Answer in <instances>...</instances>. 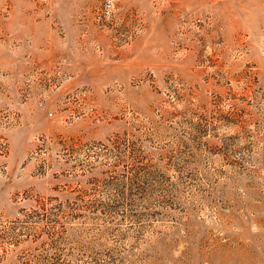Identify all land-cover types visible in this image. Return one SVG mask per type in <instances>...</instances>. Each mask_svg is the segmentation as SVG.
I'll use <instances>...</instances> for the list:
<instances>
[{"label":"rangeland","instance_id":"1","mask_svg":"<svg viewBox=\"0 0 264 264\" xmlns=\"http://www.w3.org/2000/svg\"><path fill=\"white\" fill-rule=\"evenodd\" d=\"M0 264H264V0H0Z\"/></svg>","mask_w":264,"mask_h":264},{"label":"built area","instance_id":"2","mask_svg":"<svg viewBox=\"0 0 264 264\" xmlns=\"http://www.w3.org/2000/svg\"><path fill=\"white\" fill-rule=\"evenodd\" d=\"M112 0H107V2H111Z\"/></svg>","mask_w":264,"mask_h":264}]
</instances>
